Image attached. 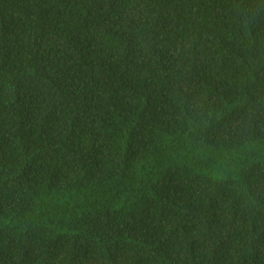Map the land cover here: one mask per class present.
Masks as SVG:
<instances>
[{
  "label": "trees",
  "instance_id": "1",
  "mask_svg": "<svg viewBox=\"0 0 264 264\" xmlns=\"http://www.w3.org/2000/svg\"><path fill=\"white\" fill-rule=\"evenodd\" d=\"M0 264H264V0H0Z\"/></svg>",
  "mask_w": 264,
  "mask_h": 264
}]
</instances>
